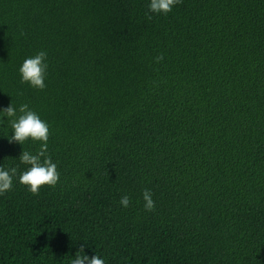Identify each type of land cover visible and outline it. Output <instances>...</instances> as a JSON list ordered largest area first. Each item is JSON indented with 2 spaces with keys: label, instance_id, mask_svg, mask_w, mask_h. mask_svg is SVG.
Returning a JSON list of instances; mask_svg holds the SVG:
<instances>
[{
  "label": "trees",
  "instance_id": "16d2710c",
  "mask_svg": "<svg viewBox=\"0 0 264 264\" xmlns=\"http://www.w3.org/2000/svg\"><path fill=\"white\" fill-rule=\"evenodd\" d=\"M149 3L0 0V109L48 123L60 173L0 195V264H70L82 244L105 264H264V0ZM40 51L43 90L19 73ZM11 135L0 113V166L20 173L40 142Z\"/></svg>",
  "mask_w": 264,
  "mask_h": 264
},
{
  "label": "clouds",
  "instance_id": "9594fccd",
  "mask_svg": "<svg viewBox=\"0 0 264 264\" xmlns=\"http://www.w3.org/2000/svg\"><path fill=\"white\" fill-rule=\"evenodd\" d=\"M182 0H150L148 12L146 16L151 19L149 13L167 14L172 8L180 4ZM47 53L40 51L32 57L24 59L19 68L21 83H28L31 87L43 90L45 85V76L47 71L46 61ZM163 59V56H157L156 62ZM19 115L17 108L12 103L6 108L0 109L4 117H7V123L12 129V135L8 138L9 143L24 144L25 141L40 142L39 150L33 154L30 151L23 150L19 156L21 164L29 165V167L18 173V166L5 169L0 166V195L12 190L13 177H18L20 184L26 186L28 190L35 196L39 195L40 188L43 186L55 187L60 180V173L57 170V164L54 163L48 155L49 125L42 120L37 112L31 110L28 104L19 106ZM144 200V209L153 211L155 209V201L152 199V192L145 189L142 192ZM130 197L125 195L120 199L121 206L127 208L130 205ZM70 264H105V260L98 255L89 257L84 252L82 244L76 252Z\"/></svg>",
  "mask_w": 264,
  "mask_h": 264
}]
</instances>
